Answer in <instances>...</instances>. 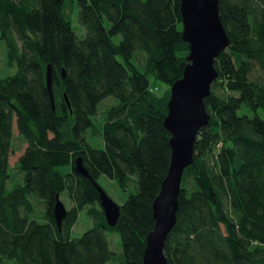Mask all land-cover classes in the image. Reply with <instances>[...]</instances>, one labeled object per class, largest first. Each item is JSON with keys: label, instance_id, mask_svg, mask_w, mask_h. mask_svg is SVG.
<instances>
[{"label": "trees", "instance_id": "trees-1", "mask_svg": "<svg viewBox=\"0 0 264 264\" xmlns=\"http://www.w3.org/2000/svg\"><path fill=\"white\" fill-rule=\"evenodd\" d=\"M220 15L230 45L215 60L211 118L183 174L164 247L169 264H264V0H220ZM182 32L181 0H0V41L17 69L0 73V264H142L171 163V92H159L183 75L190 47ZM110 96L117 102L97 121ZM15 124L27 143L18 178ZM88 133L104 148L92 147ZM78 157L91 177L77 172ZM101 175L136 189L115 226L100 204ZM65 192L72 206L59 227L54 209ZM34 197L40 220L31 216ZM85 209L93 226L72 237ZM107 231L119 233L121 253Z\"/></svg>", "mask_w": 264, "mask_h": 264}, {"label": "water", "instance_id": "water-1", "mask_svg": "<svg viewBox=\"0 0 264 264\" xmlns=\"http://www.w3.org/2000/svg\"><path fill=\"white\" fill-rule=\"evenodd\" d=\"M181 13L182 37L189 43L190 50L183 75L171 86L168 114L164 119V126L171 134V163L153 203L155 225L146 237L142 264H169L164 247L177 222L183 174L194 161L198 132L208 125L211 118L205 98L211 94V86L219 75L215 60L230 45L220 15V0H181ZM46 79L54 107L51 64L47 65ZM76 170L91 177L82 157L76 159ZM95 185L107 222L115 226L120 215V205L96 181ZM54 213L60 227L67 215L66 206L61 200L57 201Z\"/></svg>", "mask_w": 264, "mask_h": 264}, {"label": "rangeland", "instance_id": "rangeland-1", "mask_svg": "<svg viewBox=\"0 0 264 264\" xmlns=\"http://www.w3.org/2000/svg\"><path fill=\"white\" fill-rule=\"evenodd\" d=\"M78 7V6H77ZM74 13L72 16V27L74 31L77 33V35L81 38H83L86 35V30L85 28L79 23L78 21V11L72 12ZM16 68L15 67H9L7 65V48L6 45L3 41H0V73L2 76H8L16 73ZM169 89L171 91V86L167 85L165 83L161 84V90L159 93L163 92L164 89ZM117 102V99L113 96L108 97L107 100H105L101 106L99 113L96 117L97 121L102 120L104 118V110L111 106L113 103ZM14 140H13V151L10 155V164L12 167V173L15 175V177L18 178L19 174H17V170L15 167V164L19 158L24 152V149L27 146V143L19 136L17 126L16 124L14 125ZM87 142L94 148H104V140L97 135H92L91 133H88L86 135ZM20 177V176H19ZM134 178V177H133ZM136 179V176H135ZM98 183L107 191V193L118 203L122 204L129 196L131 192H135L136 189L133 188V182L130 183V187L125 191L121 189L118 184L116 183L115 180H112L111 178L101 175L98 179ZM62 201L65 203L67 208H70L72 206V201L68 197V194L62 193L61 195ZM34 203L36 204V213L34 212L31 216L32 218L40 220V215L43 212V206L40 203V199L38 198H33ZM90 206H88L86 209H88ZM86 209L80 213L79 219L77 223L74 225L72 229L71 236L78 238L83 235V233L91 228L93 226L92 219L85 214ZM40 214V215H39ZM107 237L110 241V246L111 249L114 250L117 253L122 252V246H121V239L120 235L117 232H106ZM106 264H122L121 260L119 261H110Z\"/></svg>", "mask_w": 264, "mask_h": 264}]
</instances>
